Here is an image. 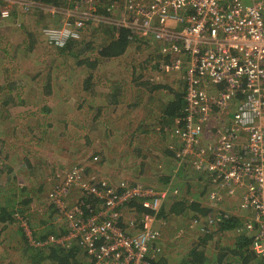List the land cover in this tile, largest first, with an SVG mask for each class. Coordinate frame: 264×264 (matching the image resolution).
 Wrapping results in <instances>:
<instances>
[{
	"label": "built area",
	"instance_id": "1",
	"mask_svg": "<svg viewBox=\"0 0 264 264\" xmlns=\"http://www.w3.org/2000/svg\"><path fill=\"white\" fill-rule=\"evenodd\" d=\"M88 1L103 8L102 0ZM104 6L100 16L89 6L87 16L127 30L130 40L143 33L168 46L173 59L166 69L186 82L182 125L171 131L178 143L176 169L188 165L205 174L211 183L209 201L237 202L250 217L238 233L253 236L251 250L264 264V0H114ZM81 11H70L75 23L42 28L45 42L61 49L77 40ZM9 15L8 9L0 10L2 19ZM212 119L217 137L204 141ZM57 182L48 204L63 220L65 234H50L37 245L74 244L94 264H152L161 253L160 230L166 226L161 212L169 185L114 182L85 176L81 167L59 171ZM74 193L77 199L70 203L67 198ZM137 206L147 211L139 216ZM127 211L139 217L129 224L132 233L124 227ZM227 217L208 214L197 226L209 234Z\"/></svg>",
	"mask_w": 264,
	"mask_h": 264
},
{
	"label": "rangeland",
	"instance_id": "2",
	"mask_svg": "<svg viewBox=\"0 0 264 264\" xmlns=\"http://www.w3.org/2000/svg\"><path fill=\"white\" fill-rule=\"evenodd\" d=\"M14 2L18 3V0H0V10L8 9L12 14L11 8ZM81 12L85 14L84 18L79 20L81 24L77 43L89 41L93 44V49L83 52V55L81 45L73 46L72 51L75 50L77 56L82 55V61L84 58L83 65H77V59L72 56H62L57 48L41 39L39 34L41 26L53 24L49 15H43L42 23L29 25L32 29L29 31L35 34L34 38H37L36 42L34 44L28 42L24 47L16 48L19 55L14 60L6 57L4 63L0 64V68L5 69L0 84L3 85L4 82L8 84L3 89L0 100L10 98L13 102L4 111L8 114L7 121L0 120L2 129L0 130V140H2L0 186L6 185L7 181L9 183L15 178L16 183L20 185L19 188L24 187L22 189L26 193L37 192L36 196L31 195V202L26 211L31 219L27 221L18 213L14 215L16 223L6 227L0 225V264L20 263L25 246L22 236H27L31 245L38 246L37 243H43L36 241L33 236L35 232L45 231L40 225L46 220L45 217L52 213L48 204V193L52 186L58 183L59 171L72 167L84 168L85 176L105 177L116 182L139 180L140 183L146 182L143 184L156 188L169 185L171 192L162 215L166 226L160 230L158 242L161 253L158 256L165 259L168 264H178L192 244L198 242L199 237L204 235L197 225L203 222L208 214L217 216L223 212L241 219L242 222L250 217L239 211L234 199L224 198L219 203L209 201L211 183L205 174L188 165L176 169L177 158L174 157V153L178 149V143L171 135L175 123L167 121L164 124L160 119L161 122L156 127L155 119L149 118L143 107L144 102L141 101L138 108L132 112V116L126 120L108 119L110 133L100 134V114L98 116L96 112L100 110V91H104L101 82H137L138 92L156 91L163 97L167 89H161L159 85L165 82H181L183 76L179 72L169 73L170 71L162 69L165 60L161 61V59L165 55L160 56L156 53L157 47L154 41H147L141 46L131 43L119 60L112 63V60L103 59L104 63L100 66L98 51L107 37L101 33L103 27L100 22L87 16V9ZM95 13L100 14L97 10ZM16 16L26 24L31 20L37 22L36 15L32 11L28 14L18 12ZM54 16L53 19L60 18ZM8 17L11 18L10 15ZM17 18L15 20L14 17L11 18L15 21L14 26L22 28L24 25ZM9 24L12 25L8 23V26ZM86 62L95 63V67H86ZM6 76L8 77L4 78ZM86 80L91 82L88 92L84 90ZM47 82H51L50 93ZM151 84H156V87L150 89ZM9 86L10 97L5 90ZM119 91L123 93L122 88ZM145 100L147 101L148 97ZM1 108L4 107L0 104ZM110 113L106 115L109 116ZM154 113L153 109L152 114ZM212 123L210 126H217L216 120ZM155 127L159 131L155 130ZM212 131L214 133V128L208 130V136H205L206 133L203 134L204 141L217 137L216 134H211ZM126 134H130L128 138L125 137ZM102 136L105 138L103 139ZM163 143L170 148L169 152L172 156L165 159L166 161H159L156 152L162 150ZM139 156L142 157L143 162L149 159L142 169L141 164L138 163ZM122 158L123 164L120 163ZM24 160L34 165L37 162L42 168L38 167V171H33ZM187 186H191V193L187 192ZM76 199V193L67 198L70 203ZM20 200L21 198H17L16 201ZM185 200L188 205L199 204L209 212L205 216L197 215L191 209H186L179 215L170 213V207L180 202L185 203ZM134 214L125 212L124 221L130 223L138 219ZM52 218L56 222L57 230L64 226L63 220L58 218L57 213ZM126 227L128 231L132 230L129 226ZM215 231L216 228L211 233ZM232 236V233L215 235L213 241L207 243L205 247L207 257L213 260L215 251L218 250L217 244L223 250H227L233 242Z\"/></svg>",
	"mask_w": 264,
	"mask_h": 264
},
{
	"label": "trees",
	"instance_id": "3",
	"mask_svg": "<svg viewBox=\"0 0 264 264\" xmlns=\"http://www.w3.org/2000/svg\"><path fill=\"white\" fill-rule=\"evenodd\" d=\"M22 1L24 2L33 1L34 3H40V4H44L48 6H56V7H63L65 3V0H22ZM22 1L18 0V3L14 2L15 4L12 5V8H22L25 11L23 6L19 5V3ZM66 1L70 3L77 0H66ZM14 25L15 23H12V25L9 24V26L7 25L4 28L0 29V64L4 63L6 57H8L9 60H14V58H16L17 55H19L16 48L21 47V45L24 46L28 42H30L31 44L35 43L34 34H32L29 31L32 30L30 26L24 24L22 28H17ZM9 33L13 34V36H16V38L9 39V37H7V34ZM102 33L103 35L105 34L107 39L103 41L104 45L101 48L99 47V51H98L99 58L101 57L104 59H113V58L121 57L126 52L128 47L131 45L130 42L127 40V33H128L127 30L121 29L117 31L115 28L105 27ZM75 44L76 46L78 44L82 46L81 49L82 55L83 52L85 53L93 49L92 42L81 41L79 43L77 42L74 43L73 41H70L64 48L59 49L58 52L60 54H63L62 56L67 55L76 58L77 65H83L85 60L83 58L82 61L81 59L82 55L77 56L75 50L72 51L73 46ZM86 67L93 68L95 67V63L86 62ZM4 73H5V69L1 67L0 78L2 75H4ZM7 77L8 76L4 78ZM6 82H9V80H6ZM50 84L51 82H47V89L49 90V93L51 92ZM7 86L8 84L5 82L3 85L0 84V96L3 89ZM10 86L5 89L7 90V95L9 97L11 95L8 94V92L11 91ZM90 88H91V82L90 80H86L84 82L85 92H88ZM114 92L115 90L113 89V93L107 95L108 101H110V103L114 102L112 101L115 94ZM87 95L92 96V94H87ZM175 100H177V98ZM12 103L13 102L11 101L10 98H7L0 102L1 106L4 107L0 109V120L4 119L7 121L8 114L4 113V111L9 106H11ZM179 106L181 107L180 109ZM184 106H185V102L183 104V100L181 97L178 98L177 102L170 103L169 105H167L164 111V115L161 119L162 122L165 124L167 121L168 122L173 121L176 115L180 114L179 112L182 111ZM96 113H98L99 116L101 110H97ZM180 115H177V117ZM0 130H2L1 121H0ZM0 142H2V140H0ZM177 152L178 151L176 150L174 153V157L178 155ZM170 154L172 153L170 152ZM24 161L27 163L28 167H32L33 171L35 170L34 164H29V162L26 160ZM36 163L37 162H35V164ZM142 167L143 166H140L141 169ZM141 172H142L141 174L144 173L143 170H141ZM167 180L169 182V178ZM7 183L8 181L6 182V185L2 187L0 186V225L2 224L4 227L16 223L14 215L15 214L17 215L18 213L20 214V216L22 215L23 219H26L27 221L29 220V218L31 219L30 215L26 214V211L31 202V197H32L31 195L35 194L36 196L37 194L36 191L34 193H29V192L26 193V191L22 189L24 187L19 188L20 185L16 183L15 178H13L11 182H9L11 183L9 187H7V185L9 184ZM190 189L191 186H187L188 193H191ZM39 193L40 192L38 191V194ZM17 198H21V200L16 201ZM2 199L3 201L1 202ZM50 208L53 214L49 213L45 217L46 220L43 221L44 224L42 223L43 225H41V228H43L42 230L45 231L39 230L40 232L34 233L33 238L35 237L36 241H41V240L43 241L50 234L54 236H59L65 232L64 226L60 227L62 230L56 229V222L54 221V218H52V216H54V214H56L57 211L54 209L53 206H51ZM137 209L139 215L147 211L139 207ZM186 209H191L192 211H195L197 215H203V216L207 215V213L209 212L207 208H201L199 204L191 203L188 205L187 201L185 203L180 202L178 204H175L174 206L169 208V211L174 215H179L184 213ZM221 214H223V212ZM161 215H163V209ZM227 216H228L227 218L220 221L219 224L216 226V231L215 233L213 232L214 234L209 233L199 237L198 242L192 244L188 252L182 257L181 261L178 264H260V262L255 257V254L251 250L250 243L253 239V236L248 233L239 234L238 230L242 227L243 224L242 220L235 216H231V215H227ZM53 226L55 227V229H53ZM225 233L233 234L232 236L233 242H231V245L227 248V250H223L217 244L216 247L218 250L215 251L213 260L212 258L207 257L206 248H205L207 247V243L213 241L215 235L225 234ZM22 238L25 243V246L23 247L24 250H22V256L20 257L21 258L20 263H22L23 261L22 264H94L85 256L83 251L74 244L69 246L68 248H60V247H56L55 245H48V244L43 246H39V245L35 246L34 244L33 245L30 244L29 240L27 239V236H22ZM152 264H168V263L165 259L159 258V256H157L153 260Z\"/></svg>",
	"mask_w": 264,
	"mask_h": 264
},
{
	"label": "crops",
	"instance_id": "4",
	"mask_svg": "<svg viewBox=\"0 0 264 264\" xmlns=\"http://www.w3.org/2000/svg\"><path fill=\"white\" fill-rule=\"evenodd\" d=\"M20 1H22V0H20ZM113 1L114 0H106V1L102 0L103 8L100 6V3H90L88 0H77V1H74V2H70V3L65 0V3H64L63 7L48 6V5H44V4H40V3H34L33 1H25V2L31 3L32 6L27 8V9H25V11L22 8H11V13L12 14H10V16H11V18L14 17V20H15V18H17L16 13L19 12L21 14H23V13H27L28 14V13H30L32 11L36 15L37 22L35 20H31L27 24L28 26L29 25L33 26L35 24L42 23L43 22V18H44L43 15H49L52 18V20H53V24L44 25V26H41V27L42 28L61 27L68 21L71 22V23H75L76 21H78V19H75V14L70 12L75 7L76 8L78 7L79 10H85L86 11V9L88 10V7L91 6V10H89L90 13H92L95 10H97L101 14V10L105 9L104 5H108L111 2H113ZM134 1L136 3H138V4H143V3H147L148 2V0H146V1L134 0ZM25 2L22 1V2L19 3V5L22 6V3H25ZM52 8H54V9H52ZM100 14H99V16H100ZM54 15H57L60 18H58V20H57V18L53 19L55 17ZM9 18L10 17L5 18V19L4 18L3 19L0 18V29H2L5 26H7L8 23H14L15 22L13 19H11V18L9 19ZM18 20L23 25L26 24L24 20H20V19H18ZM100 25L103 27L101 33L103 32L105 27L114 28L112 25L104 24L102 22H100ZM17 26H18V24H17ZM175 26L179 27V25H175ZM39 34L41 36V39L45 42L41 30H40ZM129 35H130V33L128 32L127 33V40L130 42V44L131 43H136L137 45L141 46V44H145V43H147V41H151V42L153 41L149 36H145V34H143V33L137 34L132 40H130L128 38ZM7 37H9V39H15L16 38V36H13V34H11V33L7 34ZM38 38H39V36H38ZM34 40L36 42L37 38L35 37ZM72 41L75 43V42H77L79 40H72ZM153 43H155L156 47H157V49H156L157 52L156 53L158 55H160V56L163 55V54L165 55V57L163 59H161V61H164L166 59V61H164V63H163L164 68H162V69L167 70L166 68H168L169 63L173 59L172 58L173 55L171 56V53L168 50V46H166L165 44H163L161 42H155V41ZM150 44H152V43H150ZM24 46L21 45V47H24ZM127 50H126V52H127ZM123 55L121 57H123ZM121 57L113 58V59H109V60H112V63H113L116 60H119ZM103 59L104 58L100 57V66H101L102 63H104ZM106 60H108V59H106ZM130 63L132 65V62H130ZM169 73H174V72H169ZM181 79H182L181 82H176V83L175 82H165V84L159 85L161 89H167V92H164L165 95L163 97H161L162 94H159L156 91L141 90L140 92H138L137 88L139 86L137 85V82H101L102 83V87L104 88L103 89L104 91H102V92L100 91V110H101V113H100V134L106 135V134L110 133L108 131V129L110 128L109 125H108V119L114 120V118H115V120L117 121V120H126V119L130 118L132 116V112L134 111V109L138 108V105L141 104V101L144 102L143 103V107L146 110L147 114H149V116H150L149 118L155 119L154 120L155 126L156 127L159 126V124L161 122L160 119H162V117L164 115L165 108H166L167 105H169L170 103L177 102L179 97L182 98L183 104H184L185 91H186V82L184 80V77L183 78L181 77ZM155 85L156 84H151V88L150 89H153L154 87H156ZM121 86L123 88V93H121L119 91ZM118 87H120V88H118ZM113 89L115 90L114 98L112 100L114 102L110 103V101H108L107 95H109L110 93H113ZM100 90H101V88H100ZM146 97H148L147 101L145 100ZM176 98H177V100H175ZM180 108L181 107L179 106V109ZM153 109L155 110L156 114L155 113L152 114ZM183 110H184V107H183L182 111L179 112L181 115L183 113ZM108 112H111L109 116L106 115ZM180 114H177V115H180ZM177 115L173 119V121H171V122H174L175 125H179L180 124L179 118L181 117V115L178 116V117H177ZM214 120L215 119H212L210 121V123L207 126H205L204 134L205 133L207 134L205 136H208V130H211V129L213 130V127L210 126V125L213 124L212 122ZM116 121L114 123H116ZM180 125H182V124H180ZM156 127L154 129L159 131V129L156 128ZM153 132H156V131H153ZM156 133L159 134V132H156ZM212 133H213V131L211 132V134ZM112 134H113V132H112ZM129 135L130 134H126L125 137L128 138ZM102 137H103V139L105 138V136H102ZM210 137L211 136H209V138ZM161 147H162V150L159 151V152H156V154L159 157L158 158L159 161L160 160L164 161L165 159L169 158V156H172V154L170 155V152H169L170 148L168 146H166L165 143H163ZM141 148H143V146ZM136 159H138V158H136ZM121 160L122 161H120V163L123 164L124 163V159L122 158ZM138 160L140 161L138 163L141 164V166H144L145 162L149 161V159H146L145 162H143V160L141 159L140 156H139ZM38 167H40L39 169L42 168V166H39V164L36 163V165H34V168H35L36 171H38ZM146 167H147V165H146ZM100 178H105V177H100ZM106 179H109V178H106ZM109 180H111V179H109ZM114 182H116V180H114ZM127 182L130 185L150 186V185H147V184H143V183H146V182L140 183L139 180H134V181H128L127 180ZM164 205L166 206V204H164ZM165 206L163 207V209H165ZM137 208H138V206H137ZM131 222H133V221H131ZM130 223H125V224L127 226H129ZM126 225L124 226L125 228H127ZM53 229H55L54 226H53ZM56 229H57V227H56ZM59 230H62V229L59 228ZM129 232L132 233V231H129Z\"/></svg>",
	"mask_w": 264,
	"mask_h": 264
},
{
	"label": "clouds",
	"instance_id": "5",
	"mask_svg": "<svg viewBox=\"0 0 264 264\" xmlns=\"http://www.w3.org/2000/svg\"><path fill=\"white\" fill-rule=\"evenodd\" d=\"M42 241V240H41Z\"/></svg>",
	"mask_w": 264,
	"mask_h": 264
}]
</instances>
